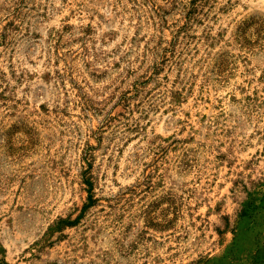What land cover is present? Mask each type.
<instances>
[{
	"label": "rangeland",
	"instance_id": "1",
	"mask_svg": "<svg viewBox=\"0 0 264 264\" xmlns=\"http://www.w3.org/2000/svg\"><path fill=\"white\" fill-rule=\"evenodd\" d=\"M0 264H264V0H0Z\"/></svg>",
	"mask_w": 264,
	"mask_h": 264
}]
</instances>
